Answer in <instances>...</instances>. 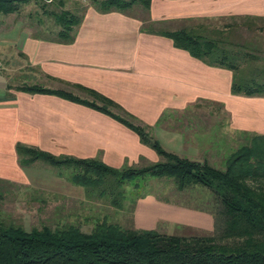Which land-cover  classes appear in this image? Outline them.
<instances>
[{
    "label": "crops",
    "instance_id": "0c3cea01",
    "mask_svg": "<svg viewBox=\"0 0 264 264\" xmlns=\"http://www.w3.org/2000/svg\"><path fill=\"white\" fill-rule=\"evenodd\" d=\"M231 17H264V0H152L146 16L101 13L90 6L72 43L27 32L19 35L13 69L23 71L29 83L74 93L75 88L85 91L77 85L81 84L99 91L150 125L168 150L179 154L200 143L210 148L218 141L217 123L202 128L189 120L180 129L165 123L176 115L195 116L198 103H204L207 116L216 114L214 106L228 116L221 126L226 138L230 133H264V95L233 93V70L210 65L143 27L155 23L158 29L174 31L197 20ZM6 84L0 82V180L37 182L27 173L30 165L19 162L18 141L57 155L97 157L117 167L161 159L135 130L101 110L57 94H8L12 91ZM65 186L77 189L68 182ZM135 220L138 228L157 229L161 221L205 232L215 228L210 209L163 202L153 194L140 200Z\"/></svg>",
    "mask_w": 264,
    "mask_h": 264
},
{
    "label": "trees",
    "instance_id": "16d2710c",
    "mask_svg": "<svg viewBox=\"0 0 264 264\" xmlns=\"http://www.w3.org/2000/svg\"><path fill=\"white\" fill-rule=\"evenodd\" d=\"M32 1L63 5L66 0H0V14L17 13ZM90 1L101 13H130L138 5L150 11L152 4V0ZM52 14L61 28L55 38H47L61 43L74 42L83 15L77 16L68 10ZM143 29L172 39L176 46L210 65L233 70V93L264 95V65L244 67L245 63L260 57L229 46L223 30L165 31L158 29L155 23ZM77 85L91 97L39 82H24L16 88L29 93L57 94L101 110L135 130L163 159L142 167H117L97 157L57 155L18 141L16 150L20 164L25 167L43 159L53 166L68 168V177L73 183L83 185L89 195L107 197L117 207H123L127 199V181L140 176L170 177L179 189L195 184L206 186L220 203L214 212V232L171 234L156 228L125 227L107 219L97 221L91 231L76 224L56 228L43 225L28 230L0 219V264H264V133L244 132L247 141L230 153L226 167L221 168L207 159L181 156L166 149L151 133L150 125L141 122L123 105L93 88ZM249 180H256L257 186Z\"/></svg>",
    "mask_w": 264,
    "mask_h": 264
},
{
    "label": "rangeland",
    "instance_id": "374dc122",
    "mask_svg": "<svg viewBox=\"0 0 264 264\" xmlns=\"http://www.w3.org/2000/svg\"><path fill=\"white\" fill-rule=\"evenodd\" d=\"M92 2L90 0H66L63 5L53 2L32 1L21 7V10L12 14H0V82L6 80L7 88L13 91L18 90L17 85L23 84L29 80L28 76L21 70L13 69L15 60L13 46L19 42V35L30 33L49 38H55L60 26L56 23L53 12L68 10L77 16H82ZM129 12L137 13L140 16H146L148 11L141 5L133 7ZM148 24V23H146ZM158 27V26H156ZM186 27V26H185ZM201 31L204 29L209 32L214 29L223 30L228 36L229 46L235 49H241L243 52H251L260 57V59L245 63L248 68L251 64L264 65V17H236L224 18L215 21L197 20L191 22L187 28ZM161 28V27H160ZM162 29V28H161ZM17 59V58H16ZM34 82V80H31ZM75 91L81 95L91 97L87 92ZM204 104V103H203ZM198 103L196 114L193 117L179 115L173 116L165 124L168 127L180 129L191 120L193 124L205 128L206 126H216L219 134L218 141L213 143L210 148H205L200 144H195L190 150H181V156H188L194 159H207L212 164L225 168L226 159L242 143L247 141L245 135L240 133H230L226 138L221 133V126L229 119L227 115H222L220 107L214 106L215 115L207 116L204 105ZM218 114V115H217ZM182 120L181 122L179 121ZM167 146V143L165 144ZM170 145V144H169ZM168 148L170 146H167ZM161 159L162 156H160ZM160 159V160H161ZM143 162L139 167L144 166ZM63 171L61 175L59 172ZM68 168H60L51 165L43 159H37L27 170V173L36 183H27L26 181H8L0 180V219L6 224L22 225L28 230L34 227L49 225L53 228L67 224H76L85 231H91L97 221L107 219L112 222H118L125 227H137L135 220V210L140 200L149 194H153L158 200L163 202H172L175 204L199 206L210 209L213 214L216 212L220 203L214 192L203 185L195 184L184 189H179L173 178L162 176H140L139 178L127 181L125 188L127 199L123 207L113 205L107 197H100L96 194L89 195L84 186L73 183L69 177ZM61 177V178H58ZM62 179V182L59 181ZM72 184L77 189L70 190L66 188L63 180ZM139 185H136V182ZM44 182L45 186L37 183ZM257 186L256 180H249ZM141 194H146L139 197ZM158 230L171 234H212V231H202L185 227L182 224L172 225L161 221L157 227Z\"/></svg>",
    "mask_w": 264,
    "mask_h": 264
},
{
    "label": "built area",
    "instance_id": "2783aa9c",
    "mask_svg": "<svg viewBox=\"0 0 264 264\" xmlns=\"http://www.w3.org/2000/svg\"><path fill=\"white\" fill-rule=\"evenodd\" d=\"M0 63H1V61H0Z\"/></svg>",
    "mask_w": 264,
    "mask_h": 264
}]
</instances>
